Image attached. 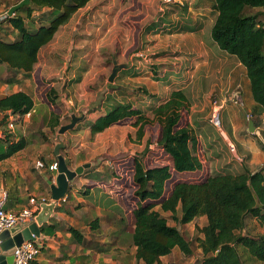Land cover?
Segmentation results:
<instances>
[{
    "label": "trees",
    "instance_id": "obj_1",
    "mask_svg": "<svg viewBox=\"0 0 264 264\" xmlns=\"http://www.w3.org/2000/svg\"><path fill=\"white\" fill-rule=\"evenodd\" d=\"M90 1L30 0L28 6L0 21V65H5L10 73L3 83L14 85L29 78L41 48L49 44L59 28ZM180 1L162 2L160 18L149 25L150 32L145 33L142 39L147 40V35H151V38L154 35L162 36L159 31L162 29L168 31L166 35L196 34L198 26L195 21L204 16V11L192 0ZM208 1L212 14L216 15L210 37L221 51L235 58L244 68L246 89L253 103L250 115L258 118L264 114V0ZM251 10L258 11L250 13ZM21 12L25 16L20 15ZM35 14L36 20L33 19ZM26 19H30V24L35 26L34 30L26 26ZM145 43L148 48L152 47L151 40ZM145 49L146 45L140 53L142 56L135 57V62L142 63V67L118 73L115 81L120 89L116 88L114 95L105 99L108 103L105 113L87 125L94 135L115 124L134 119L136 122L133 127L138 128L137 140L143 137L146 126L157 124L160 127L158 144L171 165L148 168L142 158L133 159L132 182L136 188V204L132 211L134 222L131 240L135 259L143 264H162L161 258L169 256L174 249L185 256L192 255L191 243L175 226L169 225L167 218L161 214L168 213L173 221L182 226L197 218L205 219V225L200 229L201 237L197 239L202 255L197 264H264V232L256 236L244 233L248 218L256 220L264 231V165L254 173L250 172L249 167L241 165L234 171L209 174L199 182L179 180L166 190V184L171 181L173 173H194L201 170L202 164L195 154L197 142L193 129L190 125L180 126L181 112L189 106V100L181 90L185 82L166 98H159L147 85L130 82L142 74L149 82H156L160 87L169 80L171 74L165 76V72L160 75L159 65L144 63L143 58V55L149 58L148 53H151L158 56L149 58L151 60L164 59L167 53L148 49L147 52ZM185 56L180 57L187 59L189 67L188 60L193 57L190 54L188 58ZM127 77L129 79L126 80ZM237 91L240 92V89L228 92L223 98L211 94L207 122L215 130L217 128L210 123L214 107L221 106L219 119L222 128L227 108L242 103L241 98L232 100ZM135 97L152 100V103L134 107ZM32 109L33 101L24 92L0 98V162L27 147L28 140L22 136L17 137L9 124L20 126L24 116ZM55 118L52 115V119ZM50 127L59 128V123L53 122ZM261 135L264 136V130ZM255 140L258 148L264 152V146L257 135ZM148 147L146 143L144 152ZM247 158L244 156L241 163ZM6 202L5 210L8 211ZM243 254L249 258V262L243 259Z\"/></svg>",
    "mask_w": 264,
    "mask_h": 264
},
{
    "label": "crops",
    "instance_id": "obj_2",
    "mask_svg": "<svg viewBox=\"0 0 264 264\" xmlns=\"http://www.w3.org/2000/svg\"><path fill=\"white\" fill-rule=\"evenodd\" d=\"M192 1L201 8L200 10L204 11V16L195 21L198 32L194 35L187 33L183 35L180 33L154 35L151 38L152 47L146 46L145 49L147 52L153 50L167 53V57L164 59H144V63L159 65V71L166 72L165 76L171 74L166 82L167 86L160 87L156 82H149L144 74L130 82L149 86L159 98H166L170 92L178 89L177 87L185 82L181 90L189 100L188 123L195 133L200 149L205 153L206 159L210 160V165L216 170L217 167H226L223 171L228 172L234 171L242 165L245 168L249 167L250 172L254 173L264 165V153L258 148L255 140V135L261 134L264 130V114L259 115L258 118H252L250 115L253 103L246 89L245 71L240 63L233 58L225 57L226 55H221V59L215 58L216 54L205 41L204 30L209 23H214L216 16L212 14L210 2L208 0ZM173 2L181 3L180 0H173ZM108 4L103 0H91L72 16L67 25L60 29L70 25L73 21L80 24V18L90 13L101 14V9L105 10ZM158 4L161 7L162 1H158ZM12 5L14 4H11L5 11L7 12L10 7H13ZM102 6L104 7L102 8ZM161 9L159 8L160 11ZM76 18L78 21H75ZM110 23L107 25L105 23L100 25L88 23V25L96 26V31L102 27L104 32H108ZM155 38H157L156 42H154ZM210 41L213 42L211 37ZM60 46L61 42L52 44L51 41L39 51L38 61L29 78L18 84L4 85L5 88L11 87V94L21 91L29 95L33 101V109L29 112V116L25 115L22 124L17 127L21 129V136L25 137L26 132L35 135L40 131L43 139L37 137L31 138L30 141L27 139L28 145L23 151L0 162V193L6 192V208L12 211L21 210L33 197L37 199L45 197L48 200L47 203H50V186L55 184L57 174L48 170H40L36 168L35 164L41 160L46 165L56 162L54 148L59 140V143L63 145V148L60 149L62 153L71 151V157L77 156L76 167L83 164L91 166L69 183L66 195L56 203L48 221L41 226L43 231L40 227V236L36 239L39 253L34 264H143L135 259V250L131 240L133 224L132 226L126 225L127 208L120 203L119 195L115 194V190H121L117 188L120 185L119 181L114 175H105L103 170L108 163L125 157L127 154L133 155V145L132 143V147L128 145V133L133 135L134 129L129 125L118 123L101 133L92 135L87 126L88 123H92L105 113L108 105L105 99L114 95L118 86L117 82L114 78L110 89H105L104 97L99 105L92 106L87 110L91 104V94L85 95L79 92L80 88L86 84L98 83L99 78L107 71L103 58L99 56L98 60L100 61H97V64L95 62L92 64L91 71L90 68L86 70L85 76L77 84L78 88L73 90L72 97L64 96L67 101L62 98L56 99V95L59 93L56 94L55 91L61 90L64 84L68 86L75 77L71 71H68L69 67L74 68L69 66L70 56L66 55L71 51V47L62 49L64 48L62 46L61 52L65 51V54L60 56L62 65L60 69L55 68L56 65L47 60L52 56V52ZM176 52L192 55L193 58L188 60L189 67L186 63L187 59L184 57H169V54ZM135 56L138 57V53L131 55L130 59L123 63L126 68L120 69L115 77L122 70L130 71L133 68L137 70L142 67V63H137L135 59H132ZM163 65L169 67L163 69ZM0 66L5 67V65ZM96 67L97 70L94 72ZM170 67L172 70H169ZM19 77L20 75H18V79ZM50 79H55L57 82L49 83ZM127 79L129 78L127 77ZM179 79H183V82L176 81ZM40 80L41 83L46 84L44 88L41 87ZM204 85H207L208 89L203 88L201 93L200 88ZM4 87L3 89H5ZM236 88L240 89V92L237 91L235 94L239 95L242 103L230 105L223 115L222 129H218L219 132L211 131L207 126L209 125L207 118L210 111L211 94L214 93L217 98H223ZM59 97L63 96L59 95ZM60 99L64 104L61 109L58 108ZM135 100L134 107L152 103V100L142 97H135ZM69 105L75 106L76 109L68 111L71 108ZM52 115L57 119H52ZM71 115L82 117L76 124L75 130L68 131L61 138H57V136L53 138L51 133L59 135L58 130L64 126L63 120L68 116L71 121ZM56 121L59 123V128H54L56 129L54 131L50 126ZM250 121L253 123L252 132L249 131ZM112 131H115L113 135L108 134ZM213 132H217L219 141L215 142V137H212ZM69 144H72L71 149ZM229 144L236 147V154L229 151ZM223 148L228 151L230 156H225L227 158L216 157L215 154ZM79 153L82 154L78 156ZM237 155L248 158L241 163L237 161Z\"/></svg>",
    "mask_w": 264,
    "mask_h": 264
},
{
    "label": "rangeland",
    "instance_id": "obj_3",
    "mask_svg": "<svg viewBox=\"0 0 264 264\" xmlns=\"http://www.w3.org/2000/svg\"><path fill=\"white\" fill-rule=\"evenodd\" d=\"M20 1L22 0H0V14L5 13L6 12L5 9L8 8L11 4H15ZM158 1L160 0H103V2L109 4L106 5L105 10L101 9L100 11L101 14L93 15L92 13H90L88 15H85L83 18H80L79 21L80 24H76V22L73 21L70 25L60 29L61 27L67 25L69 23L68 21L66 24H64L59 28L60 30L57 31L56 33L57 35L55 34L53 38L54 40H52V44H57L58 42H61V46L58 49H55L52 52V56L47 60L49 62H53L56 65L55 68L60 69L62 66L60 56H63L65 54V51L61 52V48L62 46H64V48L62 49L65 48L69 49L71 47V51L69 53H66V55L70 56L69 66L74 67V68H70V67L68 68V71H71L72 75H75L73 81L77 79H80L81 81L87 72L86 70L90 68L94 62L96 63L97 61H100L98 60L99 56L103 58L104 66L107 68L105 74L99 78L98 83L86 84L85 86H82L80 88L79 93L85 95H88V93L91 94V101H90L91 104L88 106L87 110L92 108V106L99 105L101 99L104 97L105 89H110L111 85L113 84L114 81L112 83L108 82V77L110 76L114 62H116L118 65H121L127 62L130 59L131 55L133 54L138 53V56H142L140 54L141 50L144 49L145 45L146 46L148 45L147 43H145V41L151 40V35H147V40L142 39V37L145 33L150 32L148 30L149 25L152 24L155 21V19L160 18L161 15V11L159 10V8L161 7L158 4ZM103 7L104 6H102V8ZM257 11L258 10H251L250 13H255ZM19 14L25 16L24 12H21ZM33 19L34 20L37 19L36 14L35 17H33ZM75 21H78V18H76ZM25 22H26V26L30 30H34L35 26L30 24V19H26ZM88 23L96 24V25H100L104 23L107 25L110 23V31L104 32L102 27L99 31H96V26H92L90 24L88 25ZM212 25L213 22L209 23L206 26L203 36L208 46L216 54L215 58L221 59V55H226L225 57L227 58H233L227 53L221 51L218 47L215 46L216 44L210 41V30L212 28ZM6 29L7 28L4 29V33L6 32ZM159 31H161L163 35H166V33H168V31L166 32L165 29ZM148 54H149L148 56L149 58L158 57L157 55L153 56L151 53ZM169 55H170L169 57H173V58L174 56H184L181 54L179 55L178 53L169 54ZM143 58L147 59L144 55ZM185 58H188V55L185 56ZM77 62L80 63L76 64ZM162 67L163 69H167L169 66L163 65ZM89 70L91 71V68ZM96 70L97 67L94 68L93 71L95 72ZM169 70H172V68L170 67ZM162 74L163 72L161 71L160 75ZM8 77H9V73L7 69L4 66H0V98L5 95L11 94L12 92L11 87L9 88L4 87L5 84L3 83V80ZM176 81L180 83L183 82L180 80H176ZM39 82L41 83V80ZM48 82L56 83L57 81L55 79H50ZM78 83L79 81H75V83L71 82L68 84V86L64 84L61 90L58 89V92L55 91L56 94L59 93V95L63 97H59V95H56V99L62 98L63 100L67 101V98H64V96L71 98L73 95V90L78 88L77 85ZM41 84H42L41 85L42 88L46 86V84L43 83ZM162 85L163 87L167 86V84L165 83H163ZM3 87L5 89H3ZM203 88H205V90L208 89L207 85H204L203 87L200 88L201 93ZM118 89L120 88H117V90ZM232 98L238 100L239 95L234 93ZM61 102L62 101L60 99L58 104L59 109H61L64 106V104ZM71 104L73 105V103ZM72 105H69V107L71 108L68 111H73L74 109H76V107L75 106L73 107ZM188 112H189V106L187 107V109L181 112L182 119L180 121V126L189 125ZM147 115L150 116L149 113ZM135 122L136 121L134 119H131V120H125L119 124L122 125L126 124L129 125V127H133ZM62 123L64 125L70 123V119L68 118V116L65 117ZM207 126L211 131L215 130V128H213L212 126L210 125ZM133 129H134L132 131L133 135L128 133L129 135L128 145L129 147H132L131 146L132 143L133 155L127 154V156L125 157H120V159L108 163L105 169H103L105 171L104 172L105 175H110V176L114 175V177L117 178L119 181L120 185L119 187L117 186V188L121 190L120 191L115 190L116 192L115 194L119 195L118 198L120 199V203L125 205L127 208L128 216H127L126 225L129 226H132L134 222L132 211L136 204V199L134 198V191L136 188L132 182L133 159L135 157L142 158L143 164L148 168H153L163 165H171L168 156L162 151V149L158 144V140L160 137V127L158 125L155 124V125L146 126V128L144 129V135L141 138V140H137L136 138L138 128L133 127ZM217 131L219 132L218 129ZM13 132L17 137L21 136V129L17 128V126L13 128ZM114 133L115 131H112L109 132L108 134L113 135ZM51 134L53 138H55L56 136L57 138H61L65 133L63 135H56L55 133H51ZM36 137L41 140L43 139L40 131L35 133V135H30L29 132H26L25 138L28 139L29 141L31 140V138H36ZM212 137H215L216 140L215 142L219 141L220 139L218 137L217 132H213ZM59 142L60 141L58 140L57 144ZM146 143H148L149 147L147 151L144 152ZM68 146L71 149L72 144H69ZM195 146H196L195 154L198 160L200 161V163L202 164L201 170L197 171V173H188L181 175L173 173L171 181H169L166 184V190H169L171 185L176 181L182 180L187 182H199L204 180L209 174L214 175V174L222 173L223 169L226 168V167H221V168L217 167L216 170L213 166L210 165V160L206 159L204 155L205 153L200 149V144H198L197 142ZM59 153L65 159L67 167L70 170H75L77 168L76 167V165L78 164L77 156L71 157L72 155L71 151L65 153L63 151L62 153L61 150ZM81 154L82 153H79L78 156ZM232 154H236V147H235V152ZM215 155L216 157H224V158H227L225 156L228 157L230 156L228 151L224 148L223 150L221 149ZM237 156H238L236 157L238 159L237 161L242 162L243 157H240L239 155ZM119 161L121 162L117 163ZM161 214H163V216L167 218L169 225L175 226L182 233L185 239L191 243V249H192V255L190 257L185 256L178 249H174L169 256L163 257L161 259L162 264H169V263L197 264L202 258L200 249L198 248L197 245V239L201 237L200 229L205 225V219L197 218L190 224L182 226L177 224L175 221H173L170 218V214L168 213H161ZM263 232L264 231L260 229V226L258 225V222L256 220L251 218L247 219L246 231L244 233L249 234L251 236H256ZM243 259L249 262V258L245 254H243ZM250 264H255V263L251 262Z\"/></svg>",
    "mask_w": 264,
    "mask_h": 264
},
{
    "label": "water",
    "instance_id": "obj_4",
    "mask_svg": "<svg viewBox=\"0 0 264 264\" xmlns=\"http://www.w3.org/2000/svg\"><path fill=\"white\" fill-rule=\"evenodd\" d=\"M30 0H22L17 5L11 7L7 16L11 17L16 11L24 6H28ZM126 66L113 63L108 82L112 83L116 76V73L120 69H125ZM82 117L78 118L75 115H71V121L69 124L61 126L58 130L59 135L71 131L75 128L76 124ZM249 131H253V123L249 122ZM63 148L61 143L57 144L54 148V155L57 162V175L55 178V184L50 186L51 202L40 205L39 212L34 217V221L27 228H12L0 234V264H13V253L15 247L20 246L24 242L35 241L40 236V227L46 223L53 213L56 203L64 198L67 193L69 183H71L76 177L83 174V172L90 168V164H83L77 167L75 170H70L67 167L65 159L60 155L59 151Z\"/></svg>",
    "mask_w": 264,
    "mask_h": 264
},
{
    "label": "built area",
    "instance_id": "obj_5",
    "mask_svg": "<svg viewBox=\"0 0 264 264\" xmlns=\"http://www.w3.org/2000/svg\"><path fill=\"white\" fill-rule=\"evenodd\" d=\"M164 3H169L171 0H162ZM7 17V12L0 14V21L4 20ZM234 100V99H233ZM235 101V100H234ZM221 106H215L211 115L210 123L221 130L219 112ZM29 116V113L26 114ZM9 128L12 130L14 125L9 124ZM262 145L264 146V136L257 134ZM229 150L231 153L235 152L233 145L229 144ZM36 168L40 170H48L54 174H57V162H53L48 167L42 162L37 161L35 164ZM7 194L2 191L0 193V234L8 231L12 228H27L34 221V217L39 212L40 205L47 203L45 197L39 199L33 197L28 200L27 206L18 211L5 210ZM39 253V246L37 245L36 240L30 242H24L20 246L15 247L13 253V264H34L36 256Z\"/></svg>",
    "mask_w": 264,
    "mask_h": 264
}]
</instances>
